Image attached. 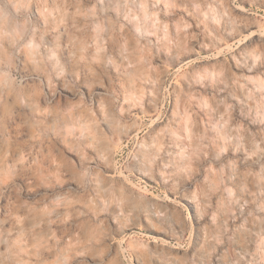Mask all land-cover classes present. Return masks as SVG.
I'll return each mask as SVG.
<instances>
[{
  "label": "clouds",
  "instance_id": "1",
  "mask_svg": "<svg viewBox=\"0 0 264 264\" xmlns=\"http://www.w3.org/2000/svg\"><path fill=\"white\" fill-rule=\"evenodd\" d=\"M0 264H264V0H0Z\"/></svg>",
  "mask_w": 264,
  "mask_h": 264
}]
</instances>
